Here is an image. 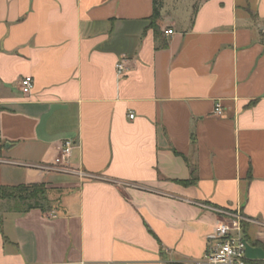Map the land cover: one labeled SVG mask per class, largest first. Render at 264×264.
<instances>
[{
  "label": "crops",
  "instance_id": "obj_1",
  "mask_svg": "<svg viewBox=\"0 0 264 264\" xmlns=\"http://www.w3.org/2000/svg\"><path fill=\"white\" fill-rule=\"evenodd\" d=\"M158 1L0 0V264H264V0Z\"/></svg>",
  "mask_w": 264,
  "mask_h": 264
},
{
  "label": "built area",
  "instance_id": "obj_2",
  "mask_svg": "<svg viewBox=\"0 0 264 264\" xmlns=\"http://www.w3.org/2000/svg\"><path fill=\"white\" fill-rule=\"evenodd\" d=\"M165 34H171L172 30L167 29ZM117 69H121L120 63L116 64ZM21 92L28 94L33 87V79L31 76H24L20 82ZM214 113L222 114L219 103L214 106ZM133 114H129V118H133ZM74 146L71 139L62 142L60 151L54 159V165L63 164ZM225 219L217 223L215 230L207 240V245L202 257L194 262V264H247L245 258V240L242 231V221L244 218L238 213H231L221 209H215Z\"/></svg>",
  "mask_w": 264,
  "mask_h": 264
},
{
  "label": "trees",
  "instance_id": "obj_3",
  "mask_svg": "<svg viewBox=\"0 0 264 264\" xmlns=\"http://www.w3.org/2000/svg\"><path fill=\"white\" fill-rule=\"evenodd\" d=\"M159 1L154 0L153 19L158 15ZM189 183V182H184ZM45 186L43 184H28L17 186H0V199L16 198L25 203V208L41 207L44 198ZM1 223V217H0Z\"/></svg>",
  "mask_w": 264,
  "mask_h": 264
}]
</instances>
